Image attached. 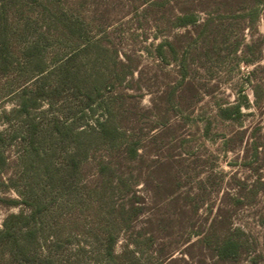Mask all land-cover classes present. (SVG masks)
I'll use <instances>...</instances> for the list:
<instances>
[{
    "label": "rangeland",
    "instance_id": "obj_1",
    "mask_svg": "<svg viewBox=\"0 0 264 264\" xmlns=\"http://www.w3.org/2000/svg\"><path fill=\"white\" fill-rule=\"evenodd\" d=\"M4 24L0 264H264V0H0ZM157 160L196 215L150 197ZM219 213L227 260L224 228L196 242Z\"/></svg>",
    "mask_w": 264,
    "mask_h": 264
},
{
    "label": "trees",
    "instance_id": "obj_2",
    "mask_svg": "<svg viewBox=\"0 0 264 264\" xmlns=\"http://www.w3.org/2000/svg\"><path fill=\"white\" fill-rule=\"evenodd\" d=\"M192 24L196 22V19L194 16H191L189 18ZM48 25H55V27H58L56 22L54 20H48ZM3 31L0 27V32L4 33L6 36L3 38L2 41H0V68L7 70L9 68V61L13 56V52L10 49V42L8 39V30H7V24H4L3 26ZM163 47V45L160 46V48ZM237 113L241 114V108L239 106L236 107ZM137 148H133L132 152L137 153ZM137 155V154H136ZM180 163V162H178ZM182 167V165L180 166ZM179 167L175 165V162L172 160H160V161H155L152 169L150 170V177H153V181L155 184H153L149 188V193L151 194V198L154 200V202H159L161 201V204L165 205L167 207L168 211H177L178 214L180 215V218L184 219L188 215V211L186 208V205H188L192 215H196L198 210H199V205L196 202L197 198L192 199V201L189 203L187 202V199L183 198L184 194L188 193H182L178 190L180 187V173L182 170H178ZM201 190H204V187H201ZM184 200L185 204L182 203ZM182 204V206L180 205ZM138 207H135V205L131 204L128 212H129V217H134L137 216L138 214ZM222 212V211H221ZM172 217L165 216L158 218L154 221L155 225L159 228L160 231H163L165 234L171 233V229L173 227V219ZM229 221V216L227 213L222 214L219 213L217 215V218L215 220H212L210 223V227L207 231L202 233L196 242L198 243H205L209 242L207 240H210V237L216 235V232L220 229H223V232L221 233L222 237L224 238L222 244L220 245H214V247L218 250V256L223 259L227 260L228 258L236 255L237 253H240L241 249V244L234 240L233 238V233L231 230V226L228 224V227H223L227 225L226 222ZM171 230V231H170ZM161 253V256H168L166 258L170 259L172 255L171 253H165L163 250H159ZM174 260H169L167 261L166 264L173 262Z\"/></svg>",
    "mask_w": 264,
    "mask_h": 264
}]
</instances>
